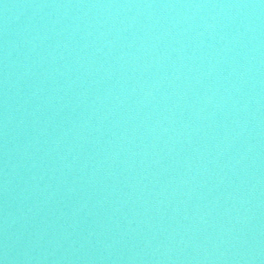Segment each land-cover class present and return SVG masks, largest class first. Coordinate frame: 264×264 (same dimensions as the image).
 I'll list each match as a JSON object with an SVG mask.
<instances>
[{
  "label": "water",
  "instance_id": "obj_1",
  "mask_svg": "<svg viewBox=\"0 0 264 264\" xmlns=\"http://www.w3.org/2000/svg\"><path fill=\"white\" fill-rule=\"evenodd\" d=\"M0 264H264V0H0Z\"/></svg>",
  "mask_w": 264,
  "mask_h": 264
}]
</instances>
